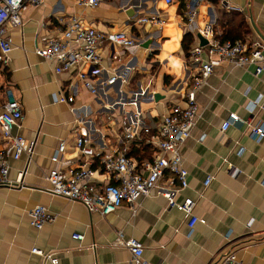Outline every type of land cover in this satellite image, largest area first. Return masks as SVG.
<instances>
[{
    "label": "crops",
    "instance_id": "0c3cea01",
    "mask_svg": "<svg viewBox=\"0 0 264 264\" xmlns=\"http://www.w3.org/2000/svg\"><path fill=\"white\" fill-rule=\"evenodd\" d=\"M226 1L238 11L227 12L215 0L196 4L193 26L186 22L182 0L169 6L162 0H104L96 9H79L75 0H44L21 11L22 25L7 28L12 51L0 70V112L9 99L19 103L23 120L13 133L33 141L34 150L30 160L22 155L9 161V179L22 173L21 184L0 187V264H51L31 254L32 248L54 253L58 264H131L124 247L130 238L142 245L147 264H221L229 254L241 264H264V139L256 143L240 124L221 130L231 115L264 127V111L250 113L247 108L264 99V73L254 77L252 66L242 69L221 62L196 95L199 119L181 147L188 186L176 196L178 204L186 198L195 204L193 215L199 222L192 230L184 213L168 208L155 192L139 201L134 213L123 204L101 217L45 191V176L54 167L51 158L62 142L60 161H82L73 145L79 126L88 131L92 153L103 156L120 145L124 118L135 111L141 112L144 126L155 128L170 108H184L194 71L189 51L182 48L186 35L192 39L189 50L198 42V29L206 25L217 37L244 30V40L259 39L264 45V0ZM231 14L238 15L242 25L235 19L226 26L225 16ZM72 16L102 33L125 32L136 46L120 51L122 62L116 64L112 55L118 48L103 44L99 66L88 70L80 64L56 73L55 63L37 56L35 49L56 35L59 21ZM148 16L162 23L134 24ZM115 67L128 69L126 78L107 86ZM78 72L88 74L96 95L77 80ZM145 87L155 93L154 99L147 94L137 97L136 108L130 106ZM59 93L72 95L73 103L55 102ZM3 147L0 139V150ZM207 177L212 180L204 187ZM97 180L104 177L98 174ZM37 206L56 216L41 230L29 224L28 213Z\"/></svg>",
    "mask_w": 264,
    "mask_h": 264
},
{
    "label": "built area",
    "instance_id": "2783aa9c",
    "mask_svg": "<svg viewBox=\"0 0 264 264\" xmlns=\"http://www.w3.org/2000/svg\"><path fill=\"white\" fill-rule=\"evenodd\" d=\"M103 1L75 0V6L79 9H96ZM162 1L169 6L181 0ZM182 1L185 2L186 22L189 26H193L197 17L196 4L205 0ZM216 1L227 12L238 11L226 0ZM43 2L44 0H0V70L8 65L12 51V41L7 36V28L20 27L21 11L27 6L39 7ZM161 23L155 16L143 17L134 22L135 25L152 26ZM55 34L46 40L44 46L36 47L35 54L45 61L55 63L56 73L68 71L80 64L88 67V70L99 66L102 62L100 48L103 44L118 48L119 51L112 55V61L116 64L122 62L120 51L136 46L134 39L125 32L102 33L74 16L66 21H59ZM197 36L203 38L206 44L201 46L197 40L190 51L189 61L194 71L190 85L184 93V108H170L155 128L144 126L141 112L135 111L128 119L124 118L120 145L109 154L97 156L98 158L92 153V142L88 131L79 126L74 131L73 145L83 159L80 164L60 161L59 156L65 150L62 142L51 158L54 167L45 176L48 184L45 189L47 194L68 202L79 203L88 213L106 217L123 204L134 213L139 201L155 192L166 200L168 208H179L188 218V229H193L199 222L193 215L194 202L186 198L178 204L176 196L188 186V173L183 166L181 147L191 137L199 119L196 95L207 85L214 69L221 62L242 69L252 66L253 76L256 78L264 73V45L259 39L220 41L211 25L198 29ZM127 73L128 69L124 68L120 71L116 67L112 68V76L106 80L105 85L111 86L117 79H125ZM76 78L91 95H96L95 83L89 79L86 72H78ZM147 89L148 87H145L140 89L139 93L136 92L130 106L136 108L137 97H145L147 94L150 99H154L155 93H147ZM55 102L72 104L73 96L59 93ZM247 108L250 113L255 109L264 111V99L259 97L250 102ZM22 120L19 103L12 99L5 102L0 112V139L4 142V147L0 150V187L11 189L21 184L22 173L14 181L9 179V161L18 160L22 155L30 160L33 154L34 142L13 133L15 128H20ZM236 124L246 126L249 137L256 143L264 139V127L253 126L249 121H243L235 115L229 117L221 130L225 131ZM137 143H145L155 150L151 161L138 164L128 156L131 145ZM242 151L243 149H240L239 153ZM98 174L104 177L103 181L97 180ZM211 180V177H207L204 187H207ZM28 217L30 226L36 230H41L44 225L56 221V216L42 206L31 209ZM72 238L77 241L83 240L81 235H73ZM124 247L131 254V264H147L142 260L143 247L136 240L127 239L124 241ZM30 253L51 264H58L54 253H45L37 248H32ZM221 264L241 263L233 254H229L223 258Z\"/></svg>",
    "mask_w": 264,
    "mask_h": 264
},
{
    "label": "trees",
    "instance_id": "16d2710c",
    "mask_svg": "<svg viewBox=\"0 0 264 264\" xmlns=\"http://www.w3.org/2000/svg\"><path fill=\"white\" fill-rule=\"evenodd\" d=\"M216 1V0H215ZM225 18L227 19L226 21H224L223 23L227 26L230 23L236 22L235 19H237V23L241 24L243 23V21L240 19V17L238 15H227L225 16ZM241 27H239L240 29ZM246 35V32L240 31L239 34H235V33H231L229 31H227V33L225 32V34L223 35V37H217L220 41H225V40H231V41H235V40H243L244 36ZM192 44V39L190 36L186 35L184 37L183 40V45L182 48L184 49V51H189V55H190V46ZM154 149L145 144V143H137V145H131L130 147V152L128 154L129 157L133 158L138 164H142L144 162H149L152 159V155L154 154Z\"/></svg>",
    "mask_w": 264,
    "mask_h": 264
},
{
    "label": "water",
    "instance_id": "95a60500",
    "mask_svg": "<svg viewBox=\"0 0 264 264\" xmlns=\"http://www.w3.org/2000/svg\"><path fill=\"white\" fill-rule=\"evenodd\" d=\"M197 40L199 41V44L201 46H204L206 44V41L203 38H201L200 36H197ZM155 99H157V97H155Z\"/></svg>",
    "mask_w": 264,
    "mask_h": 264
}]
</instances>
